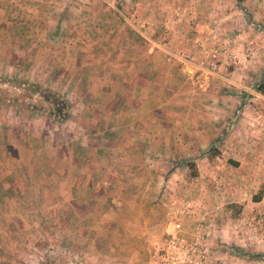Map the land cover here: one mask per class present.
<instances>
[{"label": "rangeland", "instance_id": "obj_1", "mask_svg": "<svg viewBox=\"0 0 264 264\" xmlns=\"http://www.w3.org/2000/svg\"><path fill=\"white\" fill-rule=\"evenodd\" d=\"M112 3L113 6L107 0H13L9 4L11 9L2 11L7 22L2 20L0 25L57 28L64 25L66 30L61 29L53 35L55 45H51L50 50L42 48L45 43L41 40H36L33 46L22 43L20 51L32 54L30 65L19 66L16 70L9 66L0 68V118L7 120L10 115L9 110L1 112L2 108L30 106L37 108L35 113L31 111L32 119L47 117L50 120L47 128L52 124L56 128L57 120L67 112L68 101L72 99H66L62 85L53 82L56 77H47L48 69L58 67L47 66L48 61L57 60L56 57L49 58V54L64 53L68 43L66 54L73 56L70 41L76 33L82 40L83 56L93 61L92 67L105 69V61L112 56L106 45L111 44L112 39L137 44L135 51L140 54L143 50H138L139 46L150 45L153 41L161 45L167 41V25L179 14L186 16L178 19L180 26L184 25L182 32L185 33L184 43L180 42L186 44L183 60L195 59L200 64L212 60L213 67H204L219 71L223 77H248L246 88L236 87L233 98L229 93L234 90L225 85L227 125L218 131L214 129L207 144L195 147L191 154L186 145L187 134L191 133L186 129L189 121L186 108L190 100L188 80L173 77L172 83L169 79L163 82L168 90L163 93L161 117L163 123L171 122L174 126L169 131L164 125L163 133L176 135L177 139L171 147L172 159L160 162L161 177L147 179L155 189L147 195L152 207L151 224L145 232L146 249L143 257L141 252L138 259L130 258L131 252L126 246L123 248L129 244L128 237L117 218L112 221L113 232L112 228L105 232L110 219L104 220L96 212L92 223L83 224L88 230L84 235L86 240L83 241L84 236L81 239L79 234L76 236L79 222L74 220L73 209L68 210L76 196L71 191L73 188L67 190L69 179L39 176L45 173L42 167L47 153L32 152V155H24L21 161L16 157L15 162L28 159L35 161V165H42H38L36 177L0 179V264H167L162 258V247L164 227L169 218L180 220V234L194 247L188 264H264V123L261 124L264 114L261 122L252 123V110L249 114L247 111L242 113L241 107L250 108V92L256 91L254 87L259 83L263 85L264 81V0H113ZM154 6L164 13L160 19L150 18L153 22L143 20L141 24L130 25L132 21L128 24L121 16L130 19L135 11L140 15L152 14ZM179 11L181 13H175ZM95 16L98 20L93 18ZM137 20L133 19V23ZM125 26L127 29L122 33ZM145 26L149 27L150 33L139 34L137 29L143 32ZM111 27L119 30L118 35L108 32ZM79 29L81 33L77 32ZM151 29L160 31L161 37L156 39L157 32L152 34ZM151 46L162 55L163 74L169 72L174 76L179 72L171 60L166 59L167 51L176 50ZM72 64L71 60L69 66ZM131 68L134 71L131 77L145 76L142 70L147 67L141 65V61L139 66ZM186 69L182 71L184 76ZM178 87L181 88L177 90ZM247 89L252 91L247 92L248 96H241V91ZM260 104L264 107L263 99ZM240 118L244 121L240 122ZM35 123V129L46 127H43L45 122ZM196 123L194 137L198 133L199 140L203 141L200 136L207 135L208 125L201 121ZM25 127L28 128L27 141L31 143V128L27 124ZM5 129L8 128L0 124V138L1 134L9 132ZM44 143L49 144V140ZM191 163L192 166H188ZM104 183V177L97 179L95 201L102 205L99 213L136 196L129 193L131 186H137L134 178H118L113 181L114 185ZM59 186L64 194L58 192ZM185 204H189L187 211L180 212ZM122 211L115 212L122 214ZM154 217L156 225L152 224ZM233 247L241 248L247 255L253 252L263 256L249 258L238 254Z\"/></svg>", "mask_w": 264, "mask_h": 264}, {"label": "crops", "instance_id": "obj_2", "mask_svg": "<svg viewBox=\"0 0 264 264\" xmlns=\"http://www.w3.org/2000/svg\"><path fill=\"white\" fill-rule=\"evenodd\" d=\"M112 1L107 0L110 6H113ZM12 2L13 0H0V22L2 20L7 22L6 16H2V11L4 12L6 8L11 9L9 4ZM157 8L159 7L154 6L151 9L152 14L140 15L135 11L131 14L130 19L126 15L121 14V16L127 20L128 24L131 20L130 25L141 24L143 20L153 22L150 18L160 19L164 13ZM165 17L167 18V16ZM175 17L177 18L173 17L174 21L172 20L167 25L168 30L165 33L167 41L161 45L160 42L156 43L155 41L151 44L166 50L172 49L184 53L183 49L186 48V44L180 43L185 37V33L182 32L184 25L181 27L178 19L186 18V16L179 14ZM93 18L98 20L96 16ZM133 19L138 20L133 23ZM148 26L143 27V32L141 29H137L138 33L143 35L150 33ZM61 29L66 30L64 25H59L58 28L56 26L32 27L29 24L0 25V68L9 66L16 70L19 66L30 65L32 61L29 56L32 54L28 55V53L20 51L22 50L21 44L30 43L33 46L36 40H41L45 43L42 48L50 50L51 45H55L53 35L59 33L58 31ZM126 29L127 26L122 27V33ZM108 30L112 35H118L119 30L116 27L108 28ZM77 32L81 33L82 31L79 29ZM153 32H157L156 39L161 37L160 31L152 30V34ZM35 35L39 36L35 38ZM74 36L77 37L76 33ZM76 37L70 41L73 46L70 52L73 56L66 54L70 46L67 43L64 53L49 54V58L56 57L57 60L47 63L49 67L58 66L56 70L48 69L47 77L49 78L50 75L51 78L56 77L53 82L62 85L66 99H72L68 101L70 104L67 112H64V115L57 120L56 128L53 124L47 128L50 121L47 117L39 116L32 119L31 111L35 113L37 108L15 105L1 109V112L9 110L10 115L7 120L0 118V124L8 128L5 131H9L5 132L3 136L1 134L0 138V165H2L0 166V179L38 176L34 173L37 171L39 173L38 165L42 164L36 163L35 165V161L28 159L22 160L23 162H19V160L23 159L24 155H32V152L47 153L48 156L43 160L42 167L45 173L39 176L69 179L67 180L69 181L67 190L73 188L71 191L76 196L73 205L68 207V210L73 209L75 222H79V232L76 236L78 237L79 234V239H81L86 235L88 230L83 224L92 223L96 212L97 216L103 217L104 220L110 219L109 223L105 225V232L109 228H112L113 232L112 221L117 218L121 223L125 237H128L129 244L123 245V248L126 246L131 252V254L129 253L130 258L138 259L141 252L143 257L146 249L145 232L151 224L149 216L152 207L147 201V195L155 189V186L150 185L151 181L147 179L161 177L160 162L172 159L174 153L171 147L176 144L177 139L176 135L163 133L164 125L168 126L169 131L174 128L171 122L163 123L161 117L162 99L165 98L163 93L168 90L167 85H163V82L169 79L172 83L173 77H185L188 80L187 93H190V100L189 103L187 102L189 107L186 108V113L189 112L186 129L191 133L187 134L186 145H189V151L193 154L195 147L207 144L214 129L218 131L227 125L225 122V85L228 84L230 90H234V93H229V95L233 94L234 98L237 88H246L245 83H247L248 77H223L219 71L201 66L195 59L181 60L183 62L172 59V65H175V69L179 72L174 76L169 72L163 74L162 55L155 47L151 44L139 46L137 49L143 50L139 54L135 51L137 44L123 42L118 38L112 39L111 44L106 45V49L112 51V56L105 61V69L102 67L96 69V67H92L93 61L83 56L81 37ZM131 51L134 52L130 54ZM13 58L15 60H11ZM71 60L73 64L69 66ZM140 61L141 65L147 67L146 70H142V74L145 76L131 77L134 76L131 67L139 66ZM185 68H187V75L184 76L182 71L185 72ZM98 69L99 71L102 69L101 73L98 72ZM40 78L44 79V77ZM230 85L232 86L230 87ZM181 87H178L177 90ZM249 91L252 90L241 91V96H248L247 92ZM238 96L240 97V95ZM261 99L264 100V92H250L248 98V101L251 102L248 104L250 108L245 105L241 106L244 110L242 113L247 111L249 114L250 109L252 110V123L262 121L264 107L259 105ZM18 113L20 115H17ZM239 120L240 122L244 121L242 118ZM198 121L208 125L207 131H205L207 135L200 136L203 141L199 140L198 133L194 137V127ZM35 122H45L43 127H46L40 130L35 129ZM263 123L264 118L261 124ZM26 124L31 128V143L27 141L29 137ZM47 140H49V144L44 143ZM16 157L19 160L15 162ZM11 159L18 163L19 169L11 162ZM99 177H104V184L107 185L108 183L114 185L113 181L118 178L136 179L137 186L129 188V193H135L136 196H131L125 203H117L116 207L109 206L106 212L99 213L102 205L95 201V199L97 200L95 193ZM61 189L63 188L59 186L58 192L64 194ZM63 200L65 201V199ZM65 203L62 204L63 209H65ZM119 210H123L122 214L115 212ZM155 222L156 218L154 217L152 224L156 225ZM85 240L84 236L83 241ZM97 240L99 241V239ZM122 240L124 241V239Z\"/></svg>", "mask_w": 264, "mask_h": 264}, {"label": "built area", "instance_id": "obj_3", "mask_svg": "<svg viewBox=\"0 0 264 264\" xmlns=\"http://www.w3.org/2000/svg\"><path fill=\"white\" fill-rule=\"evenodd\" d=\"M167 60L177 59L183 60L182 52H170L167 51ZM214 57L215 55H211ZM200 64V63H199ZM202 66L213 67L212 60L205 61ZM200 64V65H201ZM189 204H185L180 208V212H186ZM180 220L176 218H169L164 227V241H163V259L167 261V264H188V257L194 252V247L188 244L186 239L180 234Z\"/></svg>", "mask_w": 264, "mask_h": 264}, {"label": "trees", "instance_id": "obj_4", "mask_svg": "<svg viewBox=\"0 0 264 264\" xmlns=\"http://www.w3.org/2000/svg\"><path fill=\"white\" fill-rule=\"evenodd\" d=\"M248 18V17H247ZM249 19V18H248ZM263 77H264V75H263ZM255 88V90L256 91H259V92H264V85H262V84H260L259 83V85H257V86H255L254 87ZM188 166H192V163L191 164H189ZM234 248V250L238 253V254H240V255H247L246 254V252L244 251V250H242L241 248H239V247H233ZM249 258H256V259H258V258H260L261 256H263L261 253H249L248 255H247Z\"/></svg>", "mask_w": 264, "mask_h": 264}]
</instances>
